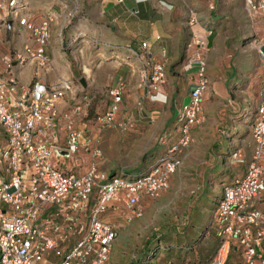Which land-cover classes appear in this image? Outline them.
<instances>
[{
  "label": "built area",
  "instance_id": "2783aa9c",
  "mask_svg": "<svg viewBox=\"0 0 264 264\" xmlns=\"http://www.w3.org/2000/svg\"><path fill=\"white\" fill-rule=\"evenodd\" d=\"M29 2L0 1V43L5 31L15 41L20 40V33L27 34L16 46L11 44L10 53H0V264H37L51 252L59 256L58 264H105L115 229L100 216L111 208L123 213L126 223L139 219L141 200L158 197L181 167L179 154L188 143L190 128L199 123V104L208 91L202 40L195 39L197 49L183 64L185 70L195 69V79L177 112V144L142 174L108 173L95 165L100 150L91 148L84 130L75 126L80 104L57 115V106L66 96L75 100L76 87L69 82L48 87L35 78L24 88L17 80V69L47 65L45 49L57 18L61 16L60 45L63 29L77 18L76 10L61 7L60 12H44L36 22ZM245 8L250 15L264 13V0H245ZM8 23H14L16 30L11 31ZM145 48L142 42L140 49ZM257 57L264 66V43ZM138 78L148 101H164L159 93L165 80L163 65L147 64ZM107 97V108L94 123L122 128L127 124L115 123L121 89H109ZM247 121L254 143L252 158L241 176L221 187L211 217L218 245L207 264H232L233 252L238 253L237 264H264V250L260 249L264 212L255 208L259 201L264 204V78ZM77 153L90 158L83 173L59 168L64 155L71 160Z\"/></svg>",
  "mask_w": 264,
  "mask_h": 264
},
{
  "label": "crops",
  "instance_id": "0c3cea01",
  "mask_svg": "<svg viewBox=\"0 0 264 264\" xmlns=\"http://www.w3.org/2000/svg\"><path fill=\"white\" fill-rule=\"evenodd\" d=\"M61 7L66 10H76L77 18L63 29L61 45L57 40L61 16L52 24L49 45L45 49L47 65L41 67L32 65L16 70L17 80L24 88L29 87L32 81L36 80L35 78H39L38 81L48 87H53L60 82H69L74 85L73 78L76 75L80 76L79 86L74 85L76 91H81L78 94V100L73 101L69 95L66 96L64 102L57 106L58 116L64 110L70 109L72 105L80 104L79 100H89L91 107H94L95 102L104 97L107 108L108 90L119 87L122 93V103L115 117V123L151 125V118L154 117V120L165 131L162 144L163 151H165L177 144L180 137V124L177 121H174L173 124L172 121L173 116L187 101L188 92L193 87L195 69L192 67L190 70H185L183 64L197 49V47L195 48V39L201 38L204 53L207 52L204 57V60L206 58L205 75L209 82L206 94L209 92L212 95L227 93L229 89L238 87L241 81L244 83L241 90H245V82L254 74L256 62L253 57L251 65L249 66L248 62L246 69H241L238 65L244 58L243 55H238L239 60L234 64L231 61L230 53L227 55L226 64L223 62V66L220 65V60L218 66L213 64L216 49L217 52L226 50L225 42L222 44V48L219 45L220 31L218 29L231 30L241 24L236 13L246 14L245 0H121L119 3L115 0H30L29 2L31 15L36 22L44 12H60ZM248 16L254 19V29L258 38H263L264 13ZM242 24L244 23L242 22ZM8 28L12 31L16 30L17 26L14 23H8ZM9 34L7 31L2 34L3 42L0 43V53H10L11 44L16 46L21 39L23 41L27 36L25 32H22L20 40L15 41ZM223 41L225 40L223 39ZM142 42L146 44L145 50L140 49ZM263 43L264 38L261 44ZM230 47L229 45V50ZM228 49L227 51H229ZM153 63L161 64L164 67L165 80L159 89V93L164 97L162 102L148 101L145 90L139 85L138 72L141 69L145 70L147 64ZM260 66L262 69L261 83L264 78V66L262 63ZM222 67L223 70L220 71ZM244 99L248 100L246 106H243L247 111L246 117L242 116L241 122L246 126L248 134L243 133L249 135L252 151L249 156L248 154L246 156L237 154L239 163L244 167L233 177L241 176L244 173L246 165L251 161L254 149L247 120L257 105L258 91L255 100L249 96H245ZM61 124L62 122L58 118V125ZM85 126H76V128L83 129L85 134L91 133L92 130ZM234 129L236 132L241 130L240 127ZM61 135L63 134L61 133ZM241 135L240 132L238 137H234L239 145V140H242ZM97 160L95 165L100 168ZM149 199L151 198L142 199V202ZM261 199L264 200V193ZM191 206V209H195L194 203H191ZM140 208L142 212L141 203ZM255 208L264 212V204L261 201L255 204ZM116 212V210L108 208L101 215L103 220L111 223L115 229V239L105 264H119L120 261H127L131 256H129L131 249L125 251L123 246L120 243L116 244L115 241H119L118 238L124 232L123 224H130L137 219L126 223L121 218L123 213L119 217ZM118 213L120 212L118 211ZM213 232L216 236L215 229ZM145 245H139L137 254L132 257L135 258L132 261L133 264H140L141 255L146 249ZM260 249L264 250V238ZM200 251L203 253L202 249ZM121 253H123L122 257ZM233 256L238 261V253L233 252L231 262L234 259ZM138 261L139 263H137ZM58 262L59 256L51 252L37 264H58ZM129 263L131 262L129 261ZM233 264L235 263L233 262Z\"/></svg>",
  "mask_w": 264,
  "mask_h": 264
},
{
  "label": "rangeland",
  "instance_id": "374dc122",
  "mask_svg": "<svg viewBox=\"0 0 264 264\" xmlns=\"http://www.w3.org/2000/svg\"><path fill=\"white\" fill-rule=\"evenodd\" d=\"M248 15L250 14L247 13V10L246 14L236 13L241 24L231 30L218 29L220 31L219 45L222 48V44L225 42L226 50L217 52L216 49L213 64L218 66L219 60L221 66H223V62L226 64L228 53L231 54V61L235 64L239 60L238 55H243L244 58L238 63L239 67L246 69L248 62L250 66L254 58L256 62L254 74L245 82V90H241V86L244 84L241 81L238 87L229 89L227 93L212 95L209 92L210 94L203 96L199 104V123L190 128L188 143L179 154L181 167L178 172L171 176L167 189L158 197L146 200L144 203L141 200L143 213L140 219L127 225L123 224L124 232L118 238L120 242L115 241V243H120L125 251L131 249L129 253L131 256L127 261H120L119 264H133L132 261L135 258L132 257L137 254L139 245H145V242L147 243L145 247L150 246V250L158 241L161 244L168 242L166 247L162 246L163 249L169 248V250L152 258L141 255L140 264H195V261H199L197 264H205L213 256L210 253L216 246L213 237L214 225L212 224L210 230L204 228L209 220L211 201L214 195L219 193L222 185L244 167L239 163L238 156H234V154L239 153L241 156L248 154L249 156L252 151L249 135L244 134H248L246 126L241 121L242 116L246 117L247 111L243 107L248 101L244 99L245 96H249L252 100L257 97L262 78L257 50L264 37L258 38L254 29V19ZM229 45L231 46L230 50L228 49ZM206 53L205 51L204 57H206ZM222 70L223 67L220 71ZM79 78V75L73 78L75 86H79ZM77 92L75 101L78 100V94L81 91ZM71 102L73 103V101ZM79 102L81 110L75 126L86 125L85 127L92 130L91 133L86 134V137L89 139L91 148L100 150V159L97 160L100 170L108 173L122 171L126 174H142L150 169L159 155L164 153L162 144L165 131L154 120V117L151 118V125L127 124L122 128L100 127L94 123V117L103 114L106 110L104 97L95 102L94 107H91L89 100H79ZM83 116L84 118H82ZM174 121H177V114L173 116V124ZM235 127H240L241 130L236 132L234 131ZM240 132L242 140H239V145L234 137H238ZM62 137L63 135L60 136V138ZM62 158L65 160L58 163L59 168L69 169L72 173L81 174L90 164L87 154L77 153L71 160L66 155ZM191 203H194L199 212L204 214L202 218L199 219L197 216V218L192 217L189 220ZM190 211L197 214L195 209ZM116 215L121 216V212L117 211ZM100 219L104 218L100 216ZM189 223L191 227L187 229ZM190 229L196 230V233L193 232V235H189ZM206 231L208 232L206 233ZM192 239L199 240L197 244L198 248L203 250L202 257L199 254L196 255L195 250L190 253H174V243L180 241L189 245ZM120 256L122 257L123 253ZM207 256L210 259L206 258ZM204 257L205 259H203Z\"/></svg>",
  "mask_w": 264,
  "mask_h": 264
},
{
  "label": "trees",
  "instance_id": "16d2710c",
  "mask_svg": "<svg viewBox=\"0 0 264 264\" xmlns=\"http://www.w3.org/2000/svg\"><path fill=\"white\" fill-rule=\"evenodd\" d=\"M96 117V116H95ZM95 117H94V119H95ZM228 146V145H227ZM111 173H113V172H111ZM128 174V173H127ZM140 174V173H139ZM132 175V174H131ZM220 196H221V190L219 191V193L218 194H216V195H214V198L212 199V201H211V206H210V208H209V210H210V213H209V220H208V223L205 225V227L204 228H206V229H209V228H211V226H212V219H211V217H212V215H213V211H214V209H215V204H216V202H217V200L220 198ZM195 208V210H197V214L195 213V212H192V211H190V216H189V220H191L192 219V217H196L197 218V216H198V218L200 219V218H202L203 216H204V214H202V213H200L199 212V209H198V207L196 206V207H194ZM193 209V208H192ZM198 219V220H199ZM189 222H191V221H189ZM184 225H186V224H184ZM183 225V226H184ZM182 226V227H183ZM187 227V226H186ZM191 227V225H190V223L188 224V227H187V229H189ZM196 230H194L193 231V229H190L189 231H188V233H189V235H193V232H194V234L196 233L195 232ZM193 237V236H192ZM192 237H190V238H192ZM213 237H214V240H215V242H216V246L214 247V249H213V252L211 251V253L210 254H212L213 255V253H214V250L216 249V247H217V245H218V238H216V236H214L213 235ZM177 241V240H176ZM197 242H199V240L197 241V239L195 240V239H192V242H189L190 244L188 245V243H182V242H178V243H174V245H175V247H174V253H190V252H193L194 250H195V254L197 255V254H201V251H200V249L198 248V244H197ZM167 243L168 242H165V243H163V244H161V243H159V241L155 244V246H154V248L152 249L151 248V250H150V246L149 247H146V249L144 250V252H143V257H144V255H146V257H150V258H152V257H156L158 254H161V253H165L166 251H168L169 250V248H167L166 250L165 249H163V246L164 247H166V245H167ZM163 245V246H162ZM197 252V253H196ZM201 257H202V255H200ZM210 256V255H209ZM209 256H207L206 258H209L210 259V257ZM234 259H233V261L231 262V258H230V263H232L233 264V262L235 263V264H237L238 263V261H237V259H236V257H233ZM203 259H205V257L203 258ZM209 261V260H208ZM208 261H207V263H208ZM199 261H195V264H197ZM207 263H205V264H207Z\"/></svg>",
  "mask_w": 264,
  "mask_h": 264
}]
</instances>
